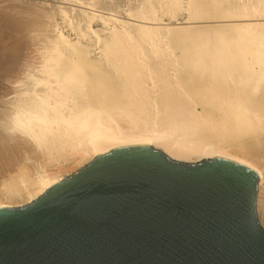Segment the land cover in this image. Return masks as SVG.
Listing matches in <instances>:
<instances>
[{
  "label": "bare ground",
  "instance_id": "bare-ground-1",
  "mask_svg": "<svg viewBox=\"0 0 264 264\" xmlns=\"http://www.w3.org/2000/svg\"><path fill=\"white\" fill-rule=\"evenodd\" d=\"M144 143L252 168L260 206L264 0H0V206Z\"/></svg>",
  "mask_w": 264,
  "mask_h": 264
},
{
  "label": "water",
  "instance_id": "water-1",
  "mask_svg": "<svg viewBox=\"0 0 264 264\" xmlns=\"http://www.w3.org/2000/svg\"><path fill=\"white\" fill-rule=\"evenodd\" d=\"M258 180L232 160L112 150L0 206V264H264Z\"/></svg>",
  "mask_w": 264,
  "mask_h": 264
},
{
  "label": "rangeland",
  "instance_id": "rangeland-1",
  "mask_svg": "<svg viewBox=\"0 0 264 264\" xmlns=\"http://www.w3.org/2000/svg\"><path fill=\"white\" fill-rule=\"evenodd\" d=\"M183 17V16H182ZM181 16L179 17L178 16V23H177V21H174V23H173V25L174 26H187V25H192V26H194V25H196V26H203V25H206V24H213V23H216V24H220V23H226V22H234L233 21V19H229L230 21H228V19L226 20V19H212L211 20V22H209L210 20H207V21H205L204 20V22H203V20H201V21H195V22H197V23H195L194 21H192V22H190V24L189 23H182V21H184L183 19H181V22H179L180 21V18H182ZM167 18H165V23L167 22V20H166ZM217 20V21H216ZM224 20H226V21H224ZM214 21V22H213ZM163 22V24H160V26H165L164 23ZM175 23H177V24H175ZM201 23H202V25H201ZM206 23V24H205ZM197 24H199V25H197ZM200 160H202V159H200ZM200 160H192V161H184V162H197V161H200ZM91 160H89L88 162H84L82 165L80 164L79 166H76V165H74V166H67V167H65V168H63V169H61V170H59L57 173H61L62 174V177H61V179L63 178V177H67V176H69V175H71L72 173H75L77 170H79L81 167H83L84 165H86L87 163H89ZM26 163H24L23 161H18L17 162V165H25ZM14 167L13 168H11L8 172H13L14 171ZM258 184H259V180H258V182H257V191H256V196L258 195L257 193H259V188H258ZM258 197V196H257ZM261 198L259 199L260 200V202H259V205L261 206H258L257 205V202H256V213H257V217H258V221H259V224H260V226L264 229V192H263V194L260 196ZM257 200V199H256ZM263 203H262V202ZM23 205H25V204H21V205H6L7 207H13V208H15V207H20V206H23ZM4 206V205H3ZM261 209H259V208Z\"/></svg>",
  "mask_w": 264,
  "mask_h": 264
}]
</instances>
